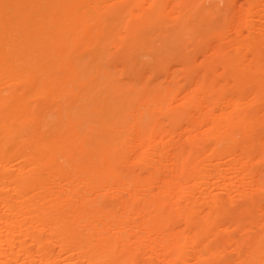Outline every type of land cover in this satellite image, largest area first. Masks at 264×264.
<instances>
[{
    "label": "bare ground",
    "instance_id": "6f19581e",
    "mask_svg": "<svg viewBox=\"0 0 264 264\" xmlns=\"http://www.w3.org/2000/svg\"><path fill=\"white\" fill-rule=\"evenodd\" d=\"M0 264H264V0H0Z\"/></svg>",
    "mask_w": 264,
    "mask_h": 264
}]
</instances>
